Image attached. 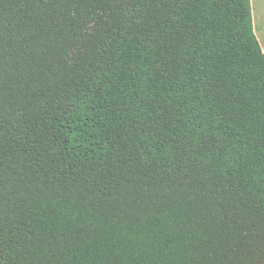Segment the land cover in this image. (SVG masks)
I'll return each instance as SVG.
<instances>
[{
    "label": "trees",
    "instance_id": "1",
    "mask_svg": "<svg viewBox=\"0 0 264 264\" xmlns=\"http://www.w3.org/2000/svg\"><path fill=\"white\" fill-rule=\"evenodd\" d=\"M0 264H264L252 0H0Z\"/></svg>",
    "mask_w": 264,
    "mask_h": 264
},
{
    "label": "rangeland",
    "instance_id": "2",
    "mask_svg": "<svg viewBox=\"0 0 264 264\" xmlns=\"http://www.w3.org/2000/svg\"><path fill=\"white\" fill-rule=\"evenodd\" d=\"M252 9L255 31L264 49V0H252Z\"/></svg>",
    "mask_w": 264,
    "mask_h": 264
}]
</instances>
